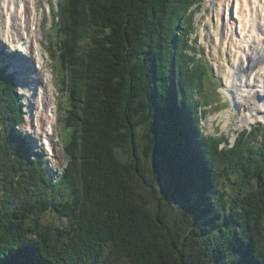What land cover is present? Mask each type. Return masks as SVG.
<instances>
[{"label": "trees", "instance_id": "trees-1", "mask_svg": "<svg viewBox=\"0 0 264 264\" xmlns=\"http://www.w3.org/2000/svg\"><path fill=\"white\" fill-rule=\"evenodd\" d=\"M198 1L67 0L57 178L0 69V264H264V126L222 148L200 126L177 32Z\"/></svg>", "mask_w": 264, "mask_h": 264}, {"label": "rangeland", "instance_id": "rangeland-1", "mask_svg": "<svg viewBox=\"0 0 264 264\" xmlns=\"http://www.w3.org/2000/svg\"><path fill=\"white\" fill-rule=\"evenodd\" d=\"M235 2L236 0H200L198 5H193L188 9V13L192 16L193 26H188L186 23H183L182 25L185 28L177 30L180 37L185 41L183 50L187 56L186 62L188 64L187 68H189L187 71L189 72L190 70L194 74V76H191L193 81L190 83H193L191 89H196L194 93L197 95L201 105L199 107L200 126L206 134L226 135L228 137L230 142L228 140L222 142L219 145L221 148L224 145L228 147L233 146V141H235L237 133L242 129L245 128L246 132H251L253 130L252 128L255 129L256 127L260 128L264 126V117H258L255 111H253L252 120L255 118L253 121L240 123L241 107L238 103L239 101H237V97L240 100V96L235 93V88H232L231 94L227 93L229 70L236 59V53L233 49L235 48L237 37L233 35L230 40L231 42L229 41V44L227 43L226 30L230 25L227 23V19L230 20V18L223 8L226 9V4H230V13L235 17ZM37 3L39 7L37 12L39 19H41V26H39V30L35 34L41 44L42 54L46 59V63L40 71H42V75L47 70L52 74L51 81L54 85L53 101L56 104L58 114V119L55 124L53 151L49 148H44L40 142L41 135L36 133L35 115L37 105L35 98H38L40 92L39 84L41 83L40 81L43 82V79L35 71L34 65H37V62L34 61L33 64L30 53L27 55L30 56L29 59L32 61L23 55L19 56L21 57L20 59L24 60V63L20 62V67L22 66L24 73L23 75L19 74L18 84L16 85L14 83V87L19 94L18 100L24 106V120L22 124L15 127V130L17 134L23 131L25 132V137H27L31 147L30 150L33 151V154L36 153L46 167L49 168L50 176L57 178L59 174L64 172L68 164L67 147L69 132L64 125V118L67 115L66 108L69 105V100H67V92L63 90V83L67 79V72L64 69L65 67L61 68L63 63L59 56L61 51L67 49V45L65 46V42L63 41L66 39V34L64 33L65 25L62 28V23H60V21L63 22L61 14L63 7L67 5V0H37ZM65 8L67 9L68 6ZM56 11L59 13V17ZM66 13L69 14V12ZM188 17L190 18V16ZM187 30L188 32L185 35ZM2 33L0 30V53H6V59H8L10 52L16 50L11 43L8 44V42L4 41ZM67 56L69 57V55ZM14 59L18 60L19 58ZM25 60L29 61L30 64H27ZM200 68H203L204 72L200 73ZM8 70L17 71L19 67L15 64L13 67L9 66ZM200 80L204 85V88H201V90L196 88V85L197 87L201 85ZM235 81L238 80L236 79ZM199 82L200 84H198ZM45 84L49 85L47 82ZM235 94L237 97L234 96ZM227 96L232 101L229 102ZM200 110L202 111L201 113ZM260 111L264 116V110L260 109ZM81 161L82 157H79V159L76 158L75 163H80ZM78 195L79 197L81 196L79 193ZM49 218L59 223V219L55 216L48 215Z\"/></svg>", "mask_w": 264, "mask_h": 264}, {"label": "bare ground", "instance_id": "bare-ground-1", "mask_svg": "<svg viewBox=\"0 0 264 264\" xmlns=\"http://www.w3.org/2000/svg\"><path fill=\"white\" fill-rule=\"evenodd\" d=\"M32 2L36 0H0V30L3 32L4 41L13 42L17 49L20 43L25 42V45L23 43L24 50L27 54H31L33 63L37 62L34 68L43 82L40 81V92L38 98H35L36 133H39L40 139L46 142L43 144L53 151L55 124L58 118L57 107L53 101L54 85L51 81V72L47 70L42 75L40 71L46 59L42 54L41 44L31 30V24H35L37 20L33 17L34 21H32V16L36 14V7H32ZM229 9L230 4H226V9L223 8L230 18V20L227 19V23L230 24L226 30L227 43L229 44L233 35L237 38L236 45H233L236 59L229 70L227 93L231 94L232 88H235V93L240 96L238 100L237 95H234L241 107L240 123L250 122L253 118V111L258 117H264L260 111V109L264 110V0H236L235 17ZM36 48L40 49L37 54L33 53ZM20 58L16 62L24 63V60ZM25 62L30 64L27 60ZM19 68L20 75H23L22 66ZM236 79L238 81H235ZM227 99L229 102L232 101L228 96Z\"/></svg>", "mask_w": 264, "mask_h": 264}]
</instances>
